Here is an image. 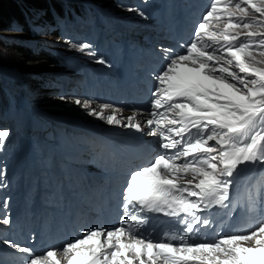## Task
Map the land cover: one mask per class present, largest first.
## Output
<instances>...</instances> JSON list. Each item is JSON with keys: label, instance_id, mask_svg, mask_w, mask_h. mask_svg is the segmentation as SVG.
Wrapping results in <instances>:
<instances>
[{"label": "snow or ice", "instance_id": "obj_1", "mask_svg": "<svg viewBox=\"0 0 264 264\" xmlns=\"http://www.w3.org/2000/svg\"><path fill=\"white\" fill-rule=\"evenodd\" d=\"M156 80L146 124L164 151L131 171L118 226L81 233L62 246V255L4 240L27 254L26 264H264V219L246 234L191 239L212 223L202 213L231 203L239 166L264 164V0H212L183 54H172ZM73 102L108 125L142 129L138 111L122 117L107 103ZM9 136L0 130V149ZM152 212L183 215L180 233L156 241L144 236Z\"/></svg>", "mask_w": 264, "mask_h": 264}, {"label": "rangeland", "instance_id": "obj_2", "mask_svg": "<svg viewBox=\"0 0 264 264\" xmlns=\"http://www.w3.org/2000/svg\"><path fill=\"white\" fill-rule=\"evenodd\" d=\"M76 3L89 5L92 7H99L108 4L106 0H73ZM96 11H94V15ZM16 21L19 20L16 18ZM44 25L40 27H33L31 29V33L25 31L24 25L19 23H11L7 27L0 26V44H2L5 48H0V90H3L0 99V117H2V121L7 124L4 125H13L24 127L26 126V122L28 119L29 110L26 108L24 100L36 99V105L34 103L33 106L40 112V114H44V116H48L46 121L55 126V129H48L49 132H56L57 126L62 118L61 114H68L69 111L75 113L74 109L78 111V115L87 116L95 119L88 114V112L82 108L80 105L75 104L73 101H69L66 97L62 100L58 99L56 94V89L46 87L44 83L40 81H33V78H37V73L29 70L23 71L17 66L16 54L12 51L14 48L20 46L24 50H28L29 52H34L37 54H41V49L44 47L45 49H52L55 53H59L61 49L70 51V54L75 55L77 53L76 47L72 43L71 39L69 42L65 41L66 37H72L75 35L76 27L83 22L79 21L77 23L68 24L65 21L58 23L57 25H50L49 23L45 24L46 21L44 19L41 21ZM40 30V31H39ZM56 30V34L53 31ZM25 32L26 34H24ZM26 39V40H25ZM24 45H27L28 48H25ZM31 50V51H30ZM3 65V66H2ZM53 71L54 69H48ZM44 75L51 76L50 73H45L46 70H43ZM7 74L11 78L17 80L18 83L13 82V80L8 81L2 75ZM38 74H41L39 72ZM63 75V70H59L53 73L54 77H60ZM31 76V77H30ZM30 79V80H29ZM17 84L20 86L18 87ZM28 86V87H26ZM37 87V88H36ZM37 93V94H36ZM54 114L59 115V120H52L49 117L56 118L53 116ZM16 119V120H12ZM77 135L73 138L75 139ZM254 197V194H253Z\"/></svg>", "mask_w": 264, "mask_h": 264}, {"label": "trees", "instance_id": "obj_3", "mask_svg": "<svg viewBox=\"0 0 264 264\" xmlns=\"http://www.w3.org/2000/svg\"><path fill=\"white\" fill-rule=\"evenodd\" d=\"M80 8L81 4L71 0H0V26L7 27L11 23L26 25L29 19H34L37 15H41V20L36 19L40 23L44 18H52L54 15L64 14L71 16L74 13L78 15ZM16 18L19 22L16 21ZM23 33L26 34L25 32ZM10 47L14 49L12 51H9V49L8 53L14 52L16 54V58L12 59L19 60L16 61V64L21 70L24 68L23 71L32 70L39 73L43 72V70L55 69L57 63L55 56L29 52L20 46ZM0 48L4 49L5 47L0 44ZM1 63L2 61H0Z\"/></svg>", "mask_w": 264, "mask_h": 264}, {"label": "bare ground", "instance_id": "obj_4", "mask_svg": "<svg viewBox=\"0 0 264 264\" xmlns=\"http://www.w3.org/2000/svg\"><path fill=\"white\" fill-rule=\"evenodd\" d=\"M106 14L107 15H110V9L109 8H106ZM93 19H95L94 17H90L87 21L89 22V23H91L92 21H93ZM40 22V21H39ZM42 23V22H41ZM41 25H43V23L41 24ZM40 31V30H39ZM26 40V39H25ZM31 51V50H30ZM177 52H179V51H177ZM31 68V67H30ZM31 77V76H30ZM30 80V79H29ZM26 87H28V86H26ZM37 88V87H36ZM37 94V93H36ZM34 100H28V102H33ZM35 104H36V101L34 102ZM144 119V117H142V116H140L139 117V120H143ZM0 123L1 124H7L6 122H2V121H0ZM127 158H123V157H113L112 159H108V161H112V160H114L115 162H118V163H126L128 160H126ZM59 187H67V185L66 186H63L62 184H59L58 186H56V188H59ZM62 188H60V189H62Z\"/></svg>", "mask_w": 264, "mask_h": 264}]
</instances>
